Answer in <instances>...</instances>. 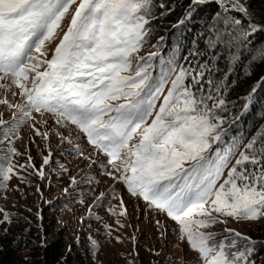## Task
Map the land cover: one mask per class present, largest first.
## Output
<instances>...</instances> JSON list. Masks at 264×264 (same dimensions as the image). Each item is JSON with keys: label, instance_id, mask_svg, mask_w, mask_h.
<instances>
[{"label": "snow or ice", "instance_id": "6c2138e0", "mask_svg": "<svg viewBox=\"0 0 264 264\" xmlns=\"http://www.w3.org/2000/svg\"><path fill=\"white\" fill-rule=\"evenodd\" d=\"M207 3L217 11L207 34H198L206 51L193 39L180 63L175 54L139 55L151 35L155 0H0V82H8L0 87L21 98L16 105L7 96L0 99L6 111L16 109L11 120L0 113V191L19 175L11 163L19 155L12 146L19 127L31 119L36 135L47 139L33 113L50 114L57 126L78 129L96 150L90 167L101 164L131 195L176 222L181 239L197 253L196 264H256L257 242L251 237L226 226L222 233L206 231L226 225L228 218H264V130L242 150L237 137L226 139L231 128H223L220 113L227 111L228 77L219 84L207 80L213 61L205 56L220 50L233 62L245 53L252 63L264 62V45L253 48V37L264 34V17L250 10L248 0H189L185 19ZM60 32L48 59L47 44ZM158 56L159 70L153 63ZM76 153L83 154L80 148ZM19 167L34 165L29 157ZM37 173L44 178L43 167ZM76 183L72 178L71 185ZM120 208L126 215L122 198ZM0 216V224L10 228L11 214L0 210ZM217 235L223 239L217 241Z\"/></svg>", "mask_w": 264, "mask_h": 264}, {"label": "rangeland", "instance_id": "374dc122", "mask_svg": "<svg viewBox=\"0 0 264 264\" xmlns=\"http://www.w3.org/2000/svg\"><path fill=\"white\" fill-rule=\"evenodd\" d=\"M248 2L251 5L250 10L257 17H264V0H248ZM155 3L150 25L151 35L139 55L147 56L151 52H156L167 59L168 56L173 55L167 42L173 32L168 35L178 22L167 28H158L154 25L156 23L154 21L161 14L173 11L175 7L169 5L161 8L162 0H155ZM69 22L70 16L63 21L65 31ZM62 36L63 32H60L51 43L47 44L48 59H51L55 46ZM174 38L176 43L181 42L182 49L176 57L180 63H183L185 55L183 51L188 50V47L182 44L179 36ZM190 44L192 47V42ZM228 59L231 60L229 54ZM153 63L159 70V56ZM12 91L18 92L14 87ZM6 96L13 105L21 103L19 95L13 97L11 92H6L0 87V99ZM15 111V108L6 111L5 106L0 104V113H3L5 120H11ZM222 115L225 117L223 128H231L226 139L231 136L237 137L242 150L249 142L250 136L242 141V138L237 136L240 125L236 117H232L228 112H222ZM33 116L37 121L36 128L41 133L47 132L48 138L36 135L31 128L33 124L31 119L26 120L19 127L17 138L12 145L19 155L11 159L19 175H13L6 182L5 188L0 191V210L12 216L10 228L6 223L0 224V246L3 244L2 240L7 237L15 240L23 238L32 245H39L45 259H55L56 264L64 262L67 264H196L197 253L181 239L175 221L164 213L150 208L142 198L131 195L123 183L113 180L104 173L101 164L90 167L92 161L97 159L96 150L86 143L80 133L69 125L57 126L54 116L46 114L41 118L36 113H33ZM44 120L47 123H44ZM65 137L73 142H64ZM77 148L82 150V155L76 153ZM236 155H239V151ZM29 157L34 167L21 169L20 165L29 164ZM45 157H50L47 165L43 163ZM99 160L107 166L102 154ZM42 167L43 179L37 173ZM108 170L112 171L111 168ZM72 178L77 181L75 185H71ZM65 189H68L67 193ZM101 193L105 194L104 198L94 204ZM121 198L127 210V214L123 216L119 214ZM81 218H85L83 223ZM225 226L251 237L257 242L258 249H264V218L256 220L228 218L226 225L213 226L206 231L222 233ZM5 228H9L6 234ZM220 239H223V236L217 235L216 240ZM93 241L96 242L95 247ZM52 246L56 249L55 255L49 257L48 248ZM260 254L258 250L255 256L256 264L264 260ZM28 255L29 252L22 254V256Z\"/></svg>", "mask_w": 264, "mask_h": 264}, {"label": "trees", "instance_id": "16d2710c", "mask_svg": "<svg viewBox=\"0 0 264 264\" xmlns=\"http://www.w3.org/2000/svg\"><path fill=\"white\" fill-rule=\"evenodd\" d=\"M162 3L165 4V7L172 5V8L175 7V9L167 14H161L155 19L154 22L156 23L154 25H157L158 28H167L178 22V25L173 27L171 33H169L168 36L172 32L173 35L167 41L173 54L179 56L182 49L180 48L181 42L176 43L174 36H179L182 39V44L188 49L191 48L190 43L193 39H199L201 51H206L205 41L198 34H207V26L212 22L211 17L217 11L216 5L207 3L203 6H198L194 17L185 19L189 0H162ZM180 20L185 22L181 24ZM253 39L256 42L253 48L264 45V34H258ZM187 51L184 50L183 54L186 55ZM205 59L213 61L210 65L212 72L207 77V80L219 84L220 81L224 80L225 76L228 77L227 89L224 93L226 112L231 114L232 117L240 116V120L237 121L240 125V132L237 136L242 138V141L250 136L251 140L257 133L264 130V83H261L262 78H264V62L256 61L252 63L251 56L245 53L235 64L228 59L227 52H221L220 50H217L215 57L211 55V50H207ZM253 88H256L255 93L252 92ZM245 105H248V107L246 108ZM242 113L243 115H241ZM220 114L222 115V112ZM2 241L3 244L0 246V264H56L55 259H45L39 245H32L26 239L19 238L15 240L7 237ZM258 250H260L261 257L264 258V249L261 250L260 248ZM55 251V247H49L47 256H54ZM25 252H29V255L22 256ZM255 260L257 261L256 257ZM262 262L264 260L260 261V264ZM60 264H67V262Z\"/></svg>", "mask_w": 264, "mask_h": 264}, {"label": "clouds", "instance_id": "9594fccd", "mask_svg": "<svg viewBox=\"0 0 264 264\" xmlns=\"http://www.w3.org/2000/svg\"><path fill=\"white\" fill-rule=\"evenodd\" d=\"M76 130V129H75ZM85 140V139H84Z\"/></svg>", "mask_w": 264, "mask_h": 264}]
</instances>
